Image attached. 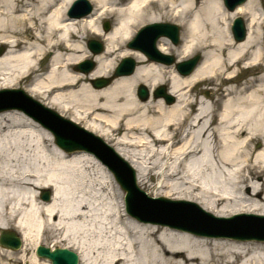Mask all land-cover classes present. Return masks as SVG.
<instances>
[{"label":"bare ground","instance_id":"1","mask_svg":"<svg viewBox=\"0 0 264 264\" xmlns=\"http://www.w3.org/2000/svg\"><path fill=\"white\" fill-rule=\"evenodd\" d=\"M90 1L94 10L76 18L67 12L73 0H0V87L22 81L46 106L83 123V135L100 134L107 155L131 165L137 188L153 190L152 198L193 202L215 216H264L262 1L246 0L229 12L222 0ZM105 15L114 17L107 32L98 26ZM234 15L246 16L243 40L229 30ZM164 16L183 29L176 48L158 39L162 53L175 49L184 58L201 50L188 75L127 46L134 29ZM91 29L104 42L97 54L83 43ZM126 56L137 62L133 72L111 79ZM85 58L95 63L90 72L77 65ZM249 71L256 75L236 82ZM100 77L111 80L97 85ZM204 81L213 85L214 98L193 93ZM144 85L146 98L138 95ZM156 85L167 91L150 97ZM20 110L0 111V231L14 228L24 245L41 243L47 231L58 233L79 264H264V240L193 232L183 228L185 210L170 218V209L161 215L159 203H151L158 222L143 211L125 212L123 191L95 153L57 145L43 122ZM44 188L50 190L46 201L38 193ZM142 192L136 201L148 196ZM172 219L184 221L178 227ZM1 247L0 264L25 259ZM39 261L33 251L29 264Z\"/></svg>","mask_w":264,"mask_h":264},{"label":"water","instance_id":"2","mask_svg":"<svg viewBox=\"0 0 264 264\" xmlns=\"http://www.w3.org/2000/svg\"><path fill=\"white\" fill-rule=\"evenodd\" d=\"M243 1L244 0H224V3L228 7V9L232 10L237 4H239ZM77 4H83L84 10L77 12V13H75V12L73 13L71 10L69 12L70 16L80 17V16L86 15L88 12H90L91 6L86 0H76L72 8H75V5H77ZM104 28L106 30L108 29L107 23H105ZM233 33L238 34L239 35L238 37H240V39L244 38L245 28H244V24H243V21L241 20V18H237L235 20L234 25H233ZM162 35L170 37L174 43H177V41H178V28L175 25L165 24V23L149 24L146 27H144L137 34L135 40L133 42H131L129 44V46H134V47L140 48V49L145 51V53L148 57H150L152 59L160 60V61H163V62L169 64L173 61V57L161 54L160 52H158V50H156V47H155V40L159 36H162ZM88 47L95 53L99 52L101 50L100 44L94 40L88 41ZM198 58H199L198 55H196L195 57H193L187 61L178 63L177 64L178 71L182 74H188L192 70L194 65L196 64ZM78 67H80V69H82V70L89 71L93 67V63L91 61H86V62L78 65ZM133 69H134V61L130 58H125L122 60V62L119 64V66L115 69V72H114L113 76L111 77V79L115 76H118V75L129 74L133 71ZM111 79L99 78V82L97 85H102V86L106 85ZM10 92L20 94L22 96L23 100L27 99V100L33 102L40 110H42L44 112L51 113L57 121H61L63 124L66 123V124L71 125V127H73V128H71L72 130L70 131V135L68 132L69 136L67 138H65L63 132L60 130V129L64 130V128L59 127L58 124H54V122H48V121L46 122V120L42 116H39L36 112H33L32 110L26 109V106H23V104H21L20 101L17 102L16 104H11L12 103L11 100L7 101L5 97L1 96L2 92H0V111L4 110V109L12 108V107L23 108L28 113L32 114V116H34L35 118H37L38 120L43 122V125H45L47 128H49L53 132V134L55 136L56 143L59 146H62L65 149H69V150L80 148V149H87V150L93 151L95 153V155L104 164H106L108 166V168L114 173V175H115L117 181L120 183L121 187L127 191L126 198H125L126 203H127V207H128L129 212L134 213L132 211V207H131L132 199L136 195V192H138L140 194H143V192L140 191L136 187L135 178H134V171L131 168H129V166L126 163H124V162L122 163V161L121 162L115 161L113 164L112 162L114 160L111 159L112 157L110 158L108 156L109 155L108 151H107L108 148L103 146L104 142L99 137L93 136V134L90 132L88 133V135H83V133L86 134V131L84 129L78 127L75 123L71 122L70 120L62 118L60 115H58L54 111L43 106L42 104L33 100L32 98L24 95L21 90H15V91H10ZM155 94L156 95H158V94L164 95V87L161 86L160 88H158L157 91L155 92ZM138 95L142 98L147 97V90L145 89L144 86H140ZM167 99H168V101H171L173 98L171 96L167 95ZM81 136H84L83 139H85V137H86L88 139L96 141V143L101 146V150L98 148L92 149V148L86 147L81 143L73 145L71 143L72 141L69 140V137L70 138L74 137L76 139H80ZM83 139H82V141H83ZM126 168L129 169V174L126 171ZM133 192H134V194H133ZM42 197H43V199H48L49 198V191H44ZM144 198L146 199V201H149L150 204L155 203V202L160 203L161 201L168 202L167 200H164V199L146 198L145 195L143 196V200H144ZM170 202H171V204H177L174 201H170ZM230 220L228 219L225 222H230ZM192 230H195V231H198V232H201L204 234H208V235L209 234L210 235H212V234L213 235H232V236L239 237V238H247V237L249 238L252 236H256L258 238H264V236L255 235V234L246 235V234H241V233L236 232V231H235V233L234 232H229V233L226 232V233L219 234V233L202 232V231H199L197 229H192ZM20 244H21L20 239L14 232L8 231V230H1L0 245L7 247V248H11V249H16L20 246ZM36 255L39 257H44V258L49 259L51 261V264H77V262H78L77 254L74 251L69 250L65 247H57L53 250H50L49 247L39 245L36 249Z\"/></svg>","mask_w":264,"mask_h":264},{"label":"rangeland","instance_id":"3","mask_svg":"<svg viewBox=\"0 0 264 264\" xmlns=\"http://www.w3.org/2000/svg\"><path fill=\"white\" fill-rule=\"evenodd\" d=\"M74 1V0H73ZM89 3H90V5H92V9H91V11H90V13L94 10V7H95V5H94V3L92 2V1H90V0H87ZM261 1H262V3H263V7H264V0H258V2L259 3H261ZM71 4H72V2L70 3V5H69V7L71 6ZM69 7H68V9H69ZM82 7H83V5H82ZM224 7V6H223ZM225 8V7H224ZM67 9V10H68ZM226 9V8H225ZM227 10V9H226ZM228 11V10H227ZM229 12V11H228ZM90 13H88V14H86L85 16H87V15H89ZM84 16V17H85ZM235 16H237V15H234L232 18H234ZM239 16H241V18L243 19V21H244V23H246L247 24V19H246V16L245 15H239ZM232 18L229 20V23L231 22V20H232ZM162 19H164V20H162V21H160V22H163V23H165V22H170V23H173V24H176V25H178L179 26V29H180V41H181V32H182V29H183V27H182V25L181 24H179V22H178V20H176L175 19V17H173V16H170V18H168V16H164V17H162ZM105 22H108L109 24H110V29L112 28V26H113V23H114V17H112V16H110V15H105L103 18H100V20H98V26H99V28L103 31V32H107L105 29H104V27H103V25H104V23ZM159 22V21H158ZM144 24H147V23H144ZM144 24H141V25H144ZM245 24V25H246ZM140 25V26H141ZM140 26H138V27H140ZM138 27L136 28V29H134V32H132V34H131V37L128 39V41L129 40H131L132 39V37L135 35V31L138 29ZM109 29V30H110ZM108 30V31H109ZM89 39H95V40H97V41H100L103 45H104V42L102 41V38L100 37V36H98V35H96V33L95 32H93V30L91 29L90 30V32L88 33V34H86L85 33V37H84V39H83V43H84V47L86 46L87 47V41L89 40ZM127 41V42H128ZM178 45V44H177ZM177 45H173L172 43H170V46L171 47H173V48H176L177 47ZM85 47V48H86ZM88 48V47H87ZM87 48H86V50H87ZM3 48H0V51L2 50ZM177 52H176V50L175 49H172V50H170V53L168 52L167 54H170V55H173L174 57H175V59H176V61H182V60H185V59H188V58H190V57H192L193 55H195V54H200L201 55V50H199V49H194L193 50V52L189 55V56H187V57H184V58H178L177 57V54H176ZM47 58V57H46ZM45 58V60L43 61L44 63L45 62H47V60L48 59H46ZM134 59V62L135 63H137L136 62V60H135V58H133ZM90 60H92L93 61V59H90ZM121 60V58H119L118 60H117V63H116V65H118V63H119V61ZM116 65H115V67H116ZM168 66H170L169 68H175L174 67V64H170V65H168ZM114 67V68H115ZM74 68V67H73ZM114 68L111 70V72L109 73V75L108 76H110L112 73H113V71H114ZM168 70V69H167ZM90 72V71H89ZM88 72V73H89ZM254 75H256V71H249V72H243V73H241L240 75H238V77H237V79H235L236 80V82L238 83V82H240V83H242L244 80H246L247 78H250V77H254ZM85 83H90V82H85ZM139 85V84H138ZM138 85H137V87H138ZM159 85H161V84H159ZM159 85H156L154 88H153V90L150 92V97H154L153 95H152V93H153V91L154 90H156V88H158L159 87ZM165 85V84H164ZM227 84L226 83H222V88H224L225 86H226ZM146 86V85H145ZM167 86V85H166ZM137 87H136V89H137ZM212 87H213V85L211 84V82H201V83H199V84H197L196 85V87L194 88V90H193V93L194 94H199L200 96H210L211 98H214L215 96H216V93L212 90ZM0 88H3V87H0ZM6 88H21V89H23L27 94H29L30 96H32L34 99H36V100H38V101H40V102H44L45 103V101H47V100H44V99H41V97L40 96H38L37 94H30L29 92H28V90H27V88H26V83H23L22 81L21 82H17L14 86H8V87H6ZM146 88L148 89V87L146 86ZM135 89V93H136V90ZM149 90V89H148ZM167 91V90H166ZM137 95V94H136ZM138 97V96H137ZM155 98V97H154ZM139 99V98H138ZM43 103V104H44ZM44 105H46V103L44 104ZM53 110H55L56 112H58L59 114H62V112H60L57 108H52ZM17 110H20V109H17ZM21 112H23V114H25V115H27L31 120H34V121H36L33 117H31L28 113H26V112H24L23 110H20ZM65 117H67V118H70L71 116L69 115V114H67L66 113V115H64ZM81 122H79V124H80ZM78 124V123H77ZM80 125H82V126H84L83 125V123H81ZM66 126V125H65ZM68 128H70L69 126H67ZM70 130H72L71 128H70ZM48 132H50V131H48ZM51 133V132H50ZM95 133V132H94ZM96 134H98V133H96ZM52 135V134H51ZM102 139H103V137L100 135V134H98ZM52 137H53V135H52ZM108 144H110V146H111V143H113V141H109V142H107ZM113 147V146H112ZM256 147H259V144H256ZM139 152H141V153H144L145 151L144 150H139ZM94 156V155H93ZM128 162V161H127ZM129 163V162H128ZM157 183H159V180L158 181H156ZM119 187V186H118ZM141 188V187H140ZM44 189H46V188H44ZM143 191H145L146 192V194L148 195V196H154L155 194L153 193L154 191L153 190H149V189H144L143 187L141 188ZM38 193H39V196H41V189L38 191ZM124 197V196H123ZM156 197V196H155ZM42 200V199H41ZM167 204V203H166ZM196 203H194V205H195ZM181 206H183L184 208H190V210H195V211H198V213L203 217V218H205V219H207V221H209V222H212V224H216V223H223V221L221 220H214V218H212L211 216H209V214L210 215H212L213 216V214H211L210 212H208V211H206V210H204L203 208H201L198 204H196V206H193V205H189V204H179V205H176V207H180L181 208ZM197 206H198V208H197ZM199 208L201 209V210H199ZM122 210H124L125 212H126V209H125V204H124V201H123V207H122ZM202 211V212H201ZM123 212V211H122ZM248 214H255V213H248ZM232 216V215H231ZM214 217H215V215H214ZM224 217H230V216H224ZM247 217H249V216H247ZM153 219H154V222H158L157 220H160V218H156V217H152ZM250 219V218H249ZM252 219H254V220H258V221H262V219H260V218H252ZM11 229V228H10ZM12 229H14V228H12ZM17 231V230H16ZM43 240H42V242L41 243H39V244H44V245H46V246H55V247H62L63 245H64V242L63 241H61V238H59V234L58 233H53V231H47V232H45L44 234H43ZM36 245L35 244H33V243H28L27 245H24V241L22 240V246L20 247V248H18V249H16V250H11V249H9V250H11L12 252H14L15 254L13 255L15 258H18L21 254H25V259L26 260H28V262H25L24 260H21V263L20 264H29V262H30V257L32 256V254H33V251H34V247H35ZM2 248V247H1ZM6 249V248H5ZM20 250V251H19ZM0 251L2 252V250L0 249ZM3 253V252H2ZM38 258V257H37ZM38 259H40V258H38ZM44 259H40V261L42 262ZM39 261V262H40ZM39 262H37V264H41V263H39Z\"/></svg>","mask_w":264,"mask_h":264}]
</instances>
